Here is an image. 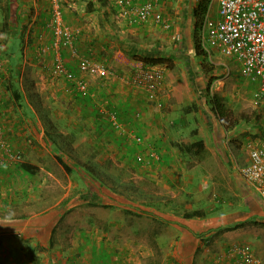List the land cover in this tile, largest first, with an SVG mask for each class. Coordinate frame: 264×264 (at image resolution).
Returning <instances> with one entry per match:
<instances>
[{
	"label": "rangeland",
	"instance_id": "rangeland-1",
	"mask_svg": "<svg viewBox=\"0 0 264 264\" xmlns=\"http://www.w3.org/2000/svg\"><path fill=\"white\" fill-rule=\"evenodd\" d=\"M9 1V4L12 3L13 6L16 3L15 0ZM80 1L78 7L75 3L74 6H70L68 1H62L61 10H67L70 14L69 10L76 13L77 11L83 12L87 8H94L92 5H88V0ZM100 1L103 2V0ZM97 5H99L101 13L103 11L108 12L107 7ZM29 8L31 18L36 14L35 10H38L41 14H37L35 20L21 21L17 17H9L8 10H13L11 7L7 8L6 14L0 9V59L7 60L0 67V81L3 80L5 85L10 79L17 83L18 89L20 92L22 91L23 97L20 100V106L16 104L7 90L8 96H4L6 102H3V104L10 108V116L14 118L18 128H20V139L28 143L27 146L31 151V155L36 158L35 162L42 168L41 170L38 168L35 174H26V179L21 181L22 186L29 187L28 191H32L34 194L30 197L32 199L36 197L38 199V189L40 187L43 189L42 191H48L53 197H48L47 206L59 201L60 197L63 196L58 205L64 206L65 211L58 221L59 227L54 229L56 239L65 244L66 238L76 231V227L69 228L67 225L89 226L87 230L93 229V234L106 232L108 240L111 242L106 244V246H109L106 248L111 251L112 257L116 260L120 261L123 258L121 253L127 252L133 254V261L130 264H149L150 262H161L163 259L171 257L173 253L176 254V252L184 254L192 250L194 260L192 262L196 264L199 261L201 252L196 237L197 235L200 236V226L205 228L202 231L207 230L208 233L210 232L209 237L218 234L221 229L219 224L223 223L220 218L231 211L233 205L237 206V200L233 195L236 191L224 188V182L228 179L229 174H239L237 167L244 164L247 157V144L263 137V135H260L258 138L259 134L257 135V132H255L257 130L261 133L258 130L257 121L264 114V100L257 98L256 84L239 74L238 67L232 59L224 58L218 51L207 53L206 50L210 49V43L208 45L206 38H203V41L201 40L200 51L195 50V55H193V61H196L197 68L195 70L194 67L193 70L188 68L185 70L186 68H182L180 64V67L177 68L178 74L176 72L178 76L182 72L187 77L189 85H180L181 96L188 102L187 105L194 103L196 108L188 114L189 116L192 113L188 120H183L185 128L181 132L178 130L171 133L172 138L169 139V142L171 146H175V143L179 141H193L198 137L192 131L194 129L200 131L203 140L213 149V154L209 155L208 153V157L218 158L220 156L224 171H215L218 169L219 164L217 167L216 163H209L210 165H205L202 162L195 163V158L192 157H189L192 158V161L186 159L183 165L182 160L176 158V154L173 155L172 153V151H177V147H174V150H170L169 153L173 156L172 160L175 161L174 169L173 165H166L160 161V157L158 160L155 159L156 154L161 155V146H146L145 135L136 126L138 125L137 119L141 117L138 111H130L132 121H129L128 125H124L121 121L120 107H108L110 108V117L113 116L116 126L113 123L110 124L108 120L106 130L101 131L98 135L92 132H78L76 128L67 125V123H74L73 121L76 118L71 111L69 118H62V116L56 114L60 113L62 109L66 110L67 103L61 105L54 98L50 99L51 96L47 99L43 90H41L44 89L43 81L39 78V72L51 71L52 59L56 56L55 49L52 51V55L47 53V56H49L48 63H50L48 65L44 60L46 53L41 51L42 56L40 57L38 54L40 49L37 52L34 48L35 43L32 41L34 29L36 30L37 27L48 30L49 34H52L47 25L52 11L51 1L35 0V6L30 4ZM94 15V20H98L97 14ZM4 21L6 24H4ZM38 23L41 25H38ZM65 25L67 26V24ZM141 38L142 40L139 42L146 46L147 42L144 41V37ZM74 39L73 45H75ZM203 44L206 49H204ZM30 46L33 47L34 52L32 57L29 54V49L32 50ZM69 54L72 55L70 50ZM35 56L36 58H34ZM132 58L141 61L140 56ZM197 61L199 62L197 63ZM43 63L45 64L42 67ZM161 66L164 68L165 65L162 64ZM121 74L120 77L124 73ZM113 76L114 73L112 72L109 77L105 78L108 80ZM52 77L63 76L53 75ZM122 80L124 82L122 81L121 84L126 85L124 84L125 80L123 78ZM31 83H34V86H31ZM206 87L209 88L211 93H218L224 102L230 104L233 113L241 111L248 116L238 121L234 134L230 135L231 130L226 131L220 126L219 121L206 104L204 95ZM87 93L80 92V95L89 97ZM40 94L42 98H40ZM7 97L13 102V105L8 104L10 101ZM33 102L49 108L52 117L56 120V132L53 133L50 127L48 129L54 134L55 145L60 147V150L54 152V145L51 141L38 136V130L41 127L43 128V125L37 116V109ZM106 113L108 114V111ZM180 114V112L173 113V119H179ZM104 117L108 119L107 115ZM1 123L5 124L0 115V127L3 126ZM62 125H67L68 128ZM221 127L224 131L223 135L216 134V129L220 130ZM226 132H228L227 135ZM90 134L94 137H91ZM103 134L111 137L112 141L101 139ZM96 136L98 137L97 140H95ZM121 140L124 143L120 142ZM214 143L218 146L216 147ZM160 145H163V143ZM55 154H59L69 166L70 171H66L57 162ZM137 156L141 160L138 161ZM46 172H49L50 175L47 174V177L44 178ZM165 176H167L166 179H164ZM93 191L98 192L100 202L93 204L87 202L88 193L92 194ZM173 194L177 195L169 202L174 206L181 202L188 209L200 207L206 210L207 219L204 217L198 218V220H208L210 222L209 228L206 227L207 224L198 223V221L192 224L197 223L195 228H189L187 236L188 234L189 237L195 235L193 240L187 238L184 240V229H182V225L178 220L166 221L169 209L167 206L164 208L165 205L162 203L168 202V195L172 196ZM225 199L228 201L223 203L222 201ZM139 204L143 206V209L148 206L156 211H150L149 213L143 209L141 211ZM8 207H10L9 211L2 212L3 215L18 213L13 209V204H9ZM13 210L16 213H13ZM32 213L36 214L38 210ZM90 235L91 233L86 238L89 239ZM180 237L185 241L184 244L179 240ZM79 240L80 238H78Z\"/></svg>",
	"mask_w": 264,
	"mask_h": 264
},
{
	"label": "crops",
	"instance_id": "crops-1",
	"mask_svg": "<svg viewBox=\"0 0 264 264\" xmlns=\"http://www.w3.org/2000/svg\"><path fill=\"white\" fill-rule=\"evenodd\" d=\"M0 1V9L5 14L7 8L11 7L13 10H8L9 17H17L21 21H28L30 19L35 20L37 14H41V12L35 10L36 14L33 18L29 15V13H31L29 8L30 4L35 6V0H15L16 3L14 6L12 3L9 4V0ZM59 1L61 8L62 1H68L70 6H74L75 3L77 7L80 6L81 2L80 0ZM87 2L89 6L92 5L94 8H87L83 10V12L77 11L76 13L69 10L70 14H68V11L65 9V11L61 10L64 26L68 30L70 29L69 31L73 39L76 37L74 39V48L77 47L76 56L72 54L69 48L64 49V47H61V49H56L52 34L50 35L48 30H43L39 27H37L36 30L34 29L33 33L34 38L32 41L35 43L34 48L37 52L40 49L38 52L40 57L42 56V54H40L41 51L46 53L44 60L47 63L49 61L47 53L52 55V51L55 49L56 55L62 59V62L69 70H76L79 56H87L90 59L104 64L114 73V76L106 80V78L95 77L93 75H82L83 78L88 81L87 94L89 95V97H83L71 81L63 77H52L53 75L45 70V73L42 71L39 72V78L43 81L42 85H44V89L41 90H43L47 99L51 96L50 99L54 98L55 101H58L61 105L62 103H67V109H62L60 113L56 114L62 116V118H69L71 116V111L76 118L73 121L74 123H67V125L76 128L78 132H92L98 135L101 131L106 130L108 120L111 124L110 108L108 107H120L121 121L124 125H128L129 121H132L130 111L140 112L141 117L137 119L138 125L136 126H138V129L145 135L144 138L147 142L146 146H161V155L159 156V154H156L155 159L158 160L160 157V161L164 162L166 165H173L175 169V161L172 160L173 156L169 155L170 150H174L175 146L170 145L169 139L172 138L171 133H175V131L178 130L181 132V130L185 128L183 120H188L189 116H192V113L188 116L190 112L183 113L181 111V108L187 106L188 102L181 96L180 85H189L187 83V77L182 72H180L179 76L177 75V68L180 67V64L182 68H186L185 70H187V68L192 70L193 67L194 70L197 68V65H195L196 61H193V55H195L193 38L195 16L193 11L198 0H162L159 9L165 21L168 22L169 26L167 28L155 24L152 20H149L142 26H133L132 24H128L123 18L117 16L108 0H103V2L100 0H88ZM97 4L104 6V8L107 7L109 13L104 11L101 13L99 10L100 7ZM208 8L206 13L215 16L216 3L214 0H210ZM3 12H1V14H3ZM94 14H97L96 16L99 17L98 20H94ZM65 24H67V26ZM38 25L41 24L38 23ZM136 35L140 36H138L140 40H142L141 37H144V41L147 42L146 46L140 43L138 46L144 49L147 47V53L160 54L162 57L170 59L169 66L164 64L167 68L165 66L163 68L162 66L164 70V80L157 95V99L161 103L160 107L147 102L140 88L134 87L126 83V81L124 83L126 85L121 84L123 81L122 78L125 80L133 67L140 63L142 64L141 61H136L132 58L140 54L130 55L125 46L126 40H132L133 37L136 39ZM203 38L202 35V39ZM31 46L30 48H32V50L29 49V54L32 57L34 52ZM203 47L206 49L204 44ZM69 50L74 57L69 54ZM206 51L207 53L210 51L216 52L211 44L210 49ZM34 58H36V56ZM198 62L199 61H197V63ZM44 64L45 63L42 64V67ZM48 65H50V63H48ZM125 72L127 73L125 74ZM121 73H124L122 77H120V75H122ZM32 85L34 86V83H31V86ZM6 95L8 96L3 80H1L0 115L1 119L5 122V124L1 123L3 125L1 126L3 134L4 136L6 134L10 146L20 150L23 161L36 165L41 170V166L35 162L36 158H34L31 155V151H29V147L27 146L28 143L20 139V128H18L14 118L10 116V108L3 104V102H6V98L4 97ZM39 96L42 98L41 94ZM7 98L9 99V97ZM8 104L13 105V102L10 101ZM106 111H108V114H105ZM177 112L181 113V117L179 119H173V113ZM105 115L108 116V119L104 117ZM257 123L258 130L261 131L262 134L257 130H255V132H257V135L259 134L258 138L260 135H263L261 139H264V114L261 115ZM65 128H68V126ZM40 129V131L38 130V136L42 138L43 128L41 127ZM216 130V134L223 135L224 131L222 127L220 130ZM227 133L228 132H226V135ZM234 133L235 131L233 130L230 135ZM196 134L198 138L203 139L202 135H200V131H197ZM97 138L96 136L95 140H97ZM101 139L112 141V138L105 134H103ZM120 142L124 143L122 140ZM162 143L163 145H160ZM214 145L216 147L218 146L216 143H214ZM205 147L208 149L209 155L213 154V149L209 147L206 142ZM176 152L172 151L173 155L174 153L176 154V158L182 160L183 165L186 159L192 161V158L186 157L180 153L178 149ZM212 157L213 156L208 157L207 155L201 160L195 159L194 162H202L205 165L216 163L217 167L219 164L218 169L215 171L223 172L224 167L220 161V156L218 158ZM246 162L247 157L244 164L238 166L237 169L245 165ZM26 174H28V172L21 169L14 161L0 159V264H130L133 261V254L127 252L121 253L123 258H121L120 261L113 258L110 253L111 251L106 248L109 247L106 246V244L111 243L108 240L106 232H97L93 234V229L87 230L89 226L81 227L67 225L69 228L76 227V231L66 238L65 244L58 241L54 235V229L59 227L58 221L62 218L65 211L64 206L58 205L59 202L62 201L63 196L60 197L59 201L47 206L48 197L53 196L48 193V191H42L43 189L40 187L38 189V199L37 197L33 199L30 198L34 194L32 191H28L29 187H26V185L22 186L21 184V181L26 179ZM47 174L50 175L49 172H46L44 178L47 177ZM41 175L43 174L41 173ZM166 178L167 176H165L164 179ZM218 178L220 179V176ZM224 188L236 191L233 195L237 200V206L235 207L233 205L231 211L220 218L223 223H221V225L219 224L221 229L218 234L209 237L208 234H210V232L208 233L207 230L202 231L205 230V228L200 226V236L198 237L197 235L196 237L201 252L199 261L196 264H243L235 254L230 252L231 247L241 245H245L249 248L259 264H264V201L243 182L239 174H229L228 179L224 182ZM175 195H168V202L162 203L165 205L164 208L167 206L169 212L172 208L182 205L181 202H178L175 206L174 204H170L169 201L174 198ZM87 196H89L87 202L92 204L101 201L97 191H93L92 194L88 193ZM227 201L228 200L225 199L222 202L224 203ZM9 204H13V209L18 212L17 214H2L5 210L7 212L9 211ZM145 207L147 208L143 209V206L140 205V210L156 211L151 207ZM183 207L187 208L185 204ZM14 210L13 213H16ZM35 210H38V213L33 214L32 212H35ZM167 218L166 221L178 220L179 223H181L182 229H184V240L185 238L191 240L195 239V235L189 237L188 234L187 236L189 228H195L197 223L192 225L195 222L198 221V223L207 224V228H209L208 226L210 224L208 220H205L207 217L204 220H198V218L183 219L180 216L168 214ZM239 222L242 223L239 227L230 230L223 229L225 226ZM187 226L188 228L186 229ZM90 233L91 235L89 239H87L86 237H88ZM78 238H80L79 241ZM179 240H181V243H185L182 237H180ZM172 256L163 259L161 262H150L149 264H193L192 250L184 254H178V252H176V254L173 253Z\"/></svg>",
	"mask_w": 264,
	"mask_h": 264
},
{
	"label": "built area",
	"instance_id": "built-area-1",
	"mask_svg": "<svg viewBox=\"0 0 264 264\" xmlns=\"http://www.w3.org/2000/svg\"><path fill=\"white\" fill-rule=\"evenodd\" d=\"M51 1V16L48 27L54 37L57 49L69 48L73 55L77 51L73 45L71 32L64 26L59 0ZM118 17L128 24L139 26L152 20L163 28L168 22L159 9L162 0H108ZM216 15L205 14L202 20V35L221 56L232 59L239 74L257 86V98L264 100V0H214ZM209 9V8H208ZM218 53V54H219ZM7 60L0 59V67ZM50 72L62 75L71 81L81 93L88 92V84L82 75L105 78L112 71L104 64L79 56L76 70L66 68L62 59L55 56ZM164 80V70L160 64H139L133 67L125 78L126 83L140 88L147 102L158 107V91ZM115 119L111 118V124ZM116 126V124H114ZM113 125V127H114ZM247 162L238 168L243 182L264 201V139L249 142L246 147ZM0 159L14 162L21 160V152L13 149L6 141L0 127ZM137 160H141L137 156ZM230 252L243 264H259L252 252L245 245L233 246Z\"/></svg>",
	"mask_w": 264,
	"mask_h": 264
},
{
	"label": "trees",
	"instance_id": "trees-1",
	"mask_svg": "<svg viewBox=\"0 0 264 264\" xmlns=\"http://www.w3.org/2000/svg\"><path fill=\"white\" fill-rule=\"evenodd\" d=\"M209 3H210V0H198V3L193 11L194 16H195L193 38H194V48L197 52H199L201 49V44H202L201 43V39H202L201 24H202L204 14L207 11ZM4 24H6L5 21H4ZM136 39L133 37L132 40L130 39L126 40L125 46L130 55H135L139 53L140 54L139 56L141 57L140 60L143 64H166L167 66L170 65L169 58H164L160 54H156V53H153V54L147 53L148 51L146 50L147 47H145L144 49L143 47L138 46L139 43L141 44V42H139L141 41L140 38L136 37ZM4 87L7 91L10 92V95L14 99L16 104L20 106L21 104L20 100H22L23 96H22V91L20 92V90L18 89L17 83L9 79L8 83L5 84ZM204 95L206 97V104L209 106L215 118L219 121L220 126H222L226 131L234 130L239 120H243L248 117L247 115L244 114V112H241V111L237 113H233L232 106L224 102L222 97L218 93L216 92L211 93L208 87H206ZM33 105L36 107L37 116L41 120V123L43 125V137L45 138V140L49 139L51 143L54 145L53 146L54 152H56L57 150H60V147H57L55 145L56 140L53 134L56 132V127H57L56 120L52 117L49 108H47L46 106L42 104H41L42 106H40L39 103H35V102H33ZM195 108H196V105L194 103H191L190 105L183 106L181 108V111L183 113H189L192 111V109H195ZM27 111L30 112L29 109H27ZM49 127L52 129L53 133L49 131L48 129ZM192 132L196 133L197 131L196 129H194ZM4 137L6 141L8 142L6 138V134ZM8 144L10 145L9 142ZM175 147H177L178 151L182 153L183 155L195 158L197 160H201L202 158L206 157L209 153L208 149H206L205 147V141L202 138H198L197 140L190 141V142H180L179 141L175 143ZM55 158L57 162L61 164V166L66 171H70L69 166L59 156V154H55ZM22 159L23 158L21 155V160H18L15 163L18 164L21 169L28 172L29 174H35L38 170V167L31 163L25 162ZM176 208H172L169 214H172L174 216H180L183 219L206 217V212H205L206 210L200 207L188 209V208H184L183 205H179V207L176 206ZM145 212L149 213L150 211L145 210ZM151 215L153 216V214ZM241 225L242 223L239 222L236 224L225 226L223 229L230 230V229L239 227Z\"/></svg>",
	"mask_w": 264,
	"mask_h": 264
}]
</instances>
